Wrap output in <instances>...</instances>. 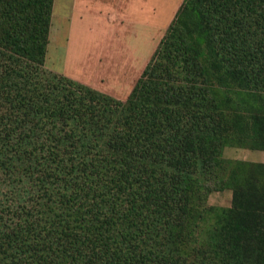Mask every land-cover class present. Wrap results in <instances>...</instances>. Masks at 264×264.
I'll return each instance as SVG.
<instances>
[{"label":"trees","instance_id":"trees-1","mask_svg":"<svg viewBox=\"0 0 264 264\" xmlns=\"http://www.w3.org/2000/svg\"><path fill=\"white\" fill-rule=\"evenodd\" d=\"M51 3L0 0V264H264V0H184L125 102L45 68Z\"/></svg>","mask_w":264,"mask_h":264},{"label":"rangeland","instance_id":"rangeland-1","mask_svg":"<svg viewBox=\"0 0 264 264\" xmlns=\"http://www.w3.org/2000/svg\"><path fill=\"white\" fill-rule=\"evenodd\" d=\"M184 0H52L45 68L126 101ZM224 158L264 163V151L227 147ZM229 208L233 191L212 192Z\"/></svg>","mask_w":264,"mask_h":264}]
</instances>
